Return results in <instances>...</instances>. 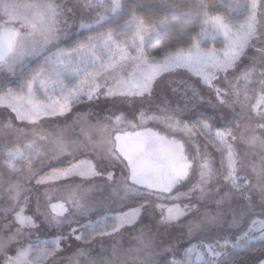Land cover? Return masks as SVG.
Masks as SVG:
<instances>
[{"label": "snow or ice", "instance_id": "snow-or-ice-1", "mask_svg": "<svg viewBox=\"0 0 264 264\" xmlns=\"http://www.w3.org/2000/svg\"><path fill=\"white\" fill-rule=\"evenodd\" d=\"M262 4L0 0V264H264Z\"/></svg>", "mask_w": 264, "mask_h": 264}, {"label": "rangeland", "instance_id": "rangeland-1", "mask_svg": "<svg viewBox=\"0 0 264 264\" xmlns=\"http://www.w3.org/2000/svg\"><path fill=\"white\" fill-rule=\"evenodd\" d=\"M261 13H262V16H261V19H264V4H262L261 5ZM242 22V21H241ZM161 88H163L164 90H165V92H167V86L166 85H161ZM260 95V93H259V91H257L256 93H255V96H259ZM249 99L251 100V99H253V94L252 93H250L249 94ZM160 102V100L159 99H157L156 100V103H159ZM78 108H81V109H84V110H87L86 108H85V106H83V105H80V106H78ZM102 114V113H101ZM3 192V189H0V193H2ZM127 242V238L125 239V243Z\"/></svg>", "mask_w": 264, "mask_h": 264}, {"label": "trees", "instance_id": "trees-1", "mask_svg": "<svg viewBox=\"0 0 264 264\" xmlns=\"http://www.w3.org/2000/svg\"><path fill=\"white\" fill-rule=\"evenodd\" d=\"M153 2H154V0H153ZM209 2H212V0H209Z\"/></svg>", "mask_w": 264, "mask_h": 264}]
</instances>
